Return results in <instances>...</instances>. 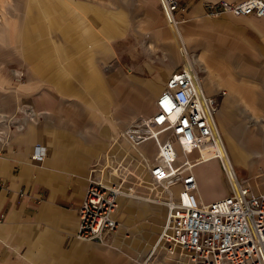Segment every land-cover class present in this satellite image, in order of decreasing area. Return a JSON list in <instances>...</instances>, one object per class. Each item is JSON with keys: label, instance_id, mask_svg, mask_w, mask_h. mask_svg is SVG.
Listing matches in <instances>:
<instances>
[{"label": "crops", "instance_id": "crops-1", "mask_svg": "<svg viewBox=\"0 0 264 264\" xmlns=\"http://www.w3.org/2000/svg\"><path fill=\"white\" fill-rule=\"evenodd\" d=\"M29 1L30 4L34 3L33 5L36 4L37 7L36 27L39 31L31 33L29 28H24L16 33L17 41L19 40L22 44L23 61L31 69L29 62L36 63L38 61L39 66L42 58V52L36 54V59L34 56L27 57L30 55L27 47L30 38L36 37L35 39L40 41L44 40L42 47H45L46 53L48 46L52 42L55 43V51H58L61 56L65 55V53H61L64 46L62 42L65 41L66 55L69 56L66 59L69 66L67 70L78 72L76 73L77 80L83 82L81 84L85 89L92 86L90 83L93 81H85L83 74L86 71L97 72L98 69L97 67L81 68L83 60L78 55L84 49L87 41L91 45V39L99 38L108 41L120 37L122 28L115 25L118 23L115 16H124L126 8L129 6L127 0ZM130 1L134 2L133 7H136V3L139 1H144L146 2L145 6L151 11H156L158 6L161 7L160 0ZM222 1L236 3L244 0H180L181 10L177 14L180 19L179 33L172 22L168 21V23L173 29L180 49L189 50V54L193 55V60L200 53L201 60L198 58V61L204 60V64H209L204 70L207 72L211 66L212 69L214 68L213 71H216L214 76L210 73L208 79L206 78L205 81L202 79L207 95L222 102L225 96L221 97V89L232 90L236 96L246 100L248 119L255 121L261 112L260 106L255 103L254 98L256 86L254 82L255 68L254 65L252 66L254 59H251L252 62L249 63L247 61L243 67L236 56H239V48H244L247 56H251L250 52L254 49L262 50L260 53L264 54V21L256 17H235L230 14L210 16L211 7ZM139 5L141 6L140 3ZM34 6L32 7L34 8ZM227 23L245 25L250 27V30L245 33L246 37L243 41L239 42L238 37H235V34L238 36V32L236 33L235 28H232L228 34L229 41L226 44V50L230 51V57L223 59L221 57L223 54L221 52L222 45L215 46L213 44L218 33L207 31V29L220 27ZM42 24L49 30L41 31ZM94 25H101V30L92 31ZM165 33L164 31L159 33L161 39L168 37ZM80 46L82 47L80 48ZM208 50L210 52H206ZM48 62L47 60L44 64L47 65ZM194 62L196 63V61ZM171 63V65H166L165 72L158 80L160 83H151L141 77L135 78L132 82L126 78L116 80L114 89L118 86L123 87L122 95L126 94L124 102L123 100H110V98L105 100H110L112 104L117 105L116 113L119 114L117 115L119 118L125 114L121 107H124L125 100L127 102L128 94L137 90L142 91L144 96L142 97L140 93H133V95L135 94L134 98L126 106L125 111L128 110L132 116H138V112H135L133 107L143 99L146 109H149V112L146 113H150L149 116H152L156 112L155 102L163 89L161 91V88L155 86L156 88L149 90V86L159 84L165 87L169 77L181 68L177 66L174 69L173 61ZM34 66L37 70L38 66L36 64ZM127 80L129 85L126 84ZM58 82L57 87L61 88L62 95L68 96L74 88H77V85L75 86L69 79L65 80L64 78ZM97 82L100 84L98 87L103 88H101L102 93L104 89L107 90L102 80ZM28 90L26 86H23L22 90L16 94V100L19 99L21 105L24 99H22L23 91ZM46 92L51 93V91ZM28 93L30 92L28 91ZM57 98L51 93L48 97L33 99L29 102V110L24 111L28 119L30 118L33 122L29 120L30 122L25 125L24 129L13 134L12 137L9 136L7 140L5 139L6 133H0V264H135L137 262L132 263L131 259L133 258L128 255L127 251H122L123 247L119 246L120 228L107 244L85 243L77 240L75 235L80 222L79 209L89 186L92 163L109 150V140L118 139L122 133L128 138L138 140L146 133H142L136 125L124 129L122 133L116 132L115 125L118 123L115 118L109 121L101 110L95 112L99 102H103L100 101L102 98L98 96L97 99L100 100L95 101L97 106H95L94 112L85 113L82 111L75 115L61 111V99L56 101ZM9 100L10 106H12L13 97ZM81 101L91 108L90 99L82 96ZM7 102L8 100H6V104ZM119 103L121 104L120 109H118ZM19 106L18 104V108ZM6 110L8 111V105H6ZM3 116L9 117L3 114L1 118H4ZM86 120L89 122H85ZM216 120L222 135V131H224L227 139L231 137L244 152V159L238 158L239 163H244L249 157L264 158V145L259 143L257 138L251 137L257 136L256 132H251L246 137L236 132L231 134L229 129H234L236 125L233 128H228V122L223 113H218ZM248 128L250 127L246 129ZM127 143L135 147L133 141ZM38 145L45 149V157L42 162L33 161L31 158ZM139 145L136 147L138 153L143 154V151L147 153L148 142L142 140ZM257 152L263 153L262 156H258ZM261 161L264 162V159ZM208 166L214 167V173L206 177L204 169ZM194 173L198 181V193H200L204 204H210L228 196L226 189L220 190L210 200L204 201L202 196L201 190L206 186V183H221L222 171L217 162L209 160L197 166ZM120 205L122 210L131 211L135 207L125 203L123 198L120 200ZM119 211L117 219L120 222L121 213ZM101 248L108 250H101Z\"/></svg>", "mask_w": 264, "mask_h": 264}, {"label": "rangeland", "instance_id": "rangeland-1", "mask_svg": "<svg viewBox=\"0 0 264 264\" xmlns=\"http://www.w3.org/2000/svg\"><path fill=\"white\" fill-rule=\"evenodd\" d=\"M29 2V0H0V133H6L5 139L7 140L9 136L12 137L13 134L24 129L25 125L31 121L25 114V112L29 110V102L33 99L48 97L51 93L58 97L56 101H58L59 98L61 99V111L69 112L72 115L82 111L85 113H91V111L94 112V109H96L95 106H97L95 101L100 100L97 99L98 96L99 98H102L100 101L103 102H99L98 108L95 112L101 110L104 115L108 117L109 121H112L114 120L113 118H115V121L118 123L115 125L116 132L120 131L122 133L124 129H129L132 128L133 125H136L142 133H145L143 131L146 129L137 125L140 121L136 123L134 122L137 118L143 117L145 119L146 117H149L150 113H146L149 112V109H146L147 107L145 106L143 99L133 107L135 112H138V116H132L128 110L125 111V109H127L126 106L129 105L130 101L132 102L136 93H140L142 97L144 96L142 91L137 90L128 94V99L127 102L125 100L124 107H121V104L119 103L118 109L121 107L123 113L127 114H123L120 118L117 116L119 114L116 113L117 105L112 104L110 100L115 99L119 101L125 99L124 96L126 94L122 95V86H118L114 89V83H116L117 79L126 78L132 82L135 78L141 77L149 80L151 83H160L158 80L165 72L166 65H171L172 61L175 66L174 69L177 66L182 67V65H184L185 57L182 55L183 50L180 49L178 42H176L173 29L170 27L162 8L158 6L156 11H151L145 6L146 2L144 1H139L142 7L139 3H136L137 6L139 5L138 7H133L132 5H134V2L127 0V5L129 6L126 8L124 16H115V20H118V23L115 25H119L122 28L120 37L108 41L99 38L91 39V45L89 44V41H87L84 49H82L78 55L81 56L83 60L81 68L97 67L98 70L97 72L91 73L86 71L83 74V79H85V81H93V83H90L92 86L86 87V90L81 84L83 82L77 80L76 73L78 72L67 70L69 66L66 59H68L69 56L66 55L67 47L64 44L65 41L62 42L64 46L62 47L63 52H61L62 54L65 53V55L61 56L58 51H55V43L53 42L48 46L47 55L45 47H42V44H44L45 41L35 39L36 37L32 39L30 38L27 45L30 55L27 57L30 58L31 56H34V59H36V54L42 52V58L39 66L38 61H36V63L29 62L31 63V69L30 66L23 61L22 44L19 40L17 41L16 33L18 30L22 31L24 28H29L31 33H37L39 31L36 27V4L34 6V3H31V5ZM32 6H34V8ZM230 24L231 23H227L220 27L207 29V31L218 33V37L213 41V44L215 46L222 45L223 50H221V52L223 54L221 57L223 59H228L230 57V51L226 50V44L229 41L228 34L232 28L234 27L235 30H233L236 33L238 32V36L235 34V37H238L239 42L243 41L246 37L245 33L250 30V27L245 25ZM9 28L11 29L10 31ZM45 29L47 28L42 24L41 31H45ZM100 30L101 25L93 26L92 31L96 32ZM163 31L164 33L166 32L165 34L168 36L166 39H161L159 35V33ZM81 47L82 46H80V48ZM261 51L262 50L254 49L250 52L251 56H247L244 48H239V56H236L238 57V62L241 63L243 67L247 61L249 63L252 62L251 59H254L252 63L256 75L254 81L256 85L254 88V98L255 103H258L260 106L261 113L259 118L255 121L248 119L246 100L240 96H236L232 90L227 88L221 89L222 91H226L227 94L221 102L218 113H223L225 120L228 122V128H233L235 125L237 126V128L236 126L234 127L236 131L234 129H229V133L232 134V132H236L241 136L246 137L251 132H256L258 134L257 136H250L257 138L259 143L261 142L262 145H264V54H261ZM206 52H210V50ZM197 56L194 61H196L195 64L200 72L199 74L201 78L205 81L206 78H209L208 76H210V73L214 76L216 71H213L214 68L212 69L210 66L211 69H207L208 71L206 72L204 69H206V65L209 64H204V60L201 62L198 61L200 53ZM171 57H174L176 61L171 59ZM47 60L49 62L46 65L44 63ZM199 60L201 59L199 58ZM34 64L38 66L37 70L35 69ZM76 67H78V65H76ZM64 78L65 80L69 79L70 82L75 84V86L77 85V88H74L68 96L62 95L60 91L61 88L57 87L59 83L58 80H63ZM234 78L239 79L237 77ZM100 80L103 81L104 86L109 93L105 89L102 93L103 88L98 87L100 84L97 82ZM126 84L129 85L128 80ZM23 86H26L30 92L23 91L22 99H24L22 105L25 109L22 107L19 99L16 100V94L22 90ZM155 86L161 88V91L164 89V85L151 84L149 90L152 88L154 89ZM46 91H51V93H47ZM31 93H33V95H31ZM133 93L135 94L133 95ZM82 96L90 99L89 102L91 103V108L81 101ZM11 97H13L14 100L12 106H10L9 100ZM106 98H110V100H105ZM6 100H8L7 104ZM17 103L21 108L20 106L18 108ZM6 105H8V111L6 110ZM9 112L14 114L12 115ZM3 114H6L9 117L3 116L4 118H1ZM85 122L89 121L86 120ZM87 127L89 128V125H87ZM247 127L250 128L246 129ZM222 132L224 136L223 139L228 148V153L231 156L238 177L249 183L253 190L264 192V162L261 161L264 158L253 159L252 157H249L244 163H239L238 158L240 157L241 159H244V152L241 151L236 142L234 143L231 137L230 139H227L224 131ZM108 142H110L109 150L104 155H101V157H98L91 165V177L89 178V181L91 178L102 177L100 173H97L96 176L94 174L92 175V168L95 167L97 162H101L105 166L110 162L108 164L109 166H106L108 168L106 176L111 175V173L115 174L113 171L114 167H116L118 171L123 170L124 172L127 170L124 176H126L127 183L129 184L126 185L130 186L128 189L132 188V191L130 193V198L123 196L119 199L120 211H118L121 213L119 222V246L123 247L124 250L122 251H127L128 255L133 258L131 259L132 263L135 261L137 262L135 264H173V262H170L172 260L167 257L168 253L164 248V243H162L160 247H157L168 216V209L163 204L164 200L158 199L159 197H162V191L155 190L150 183L145 184L148 180V176L144 169L145 166L139 164L141 162L140 160H138V163H135L133 159V163L131 164L132 167L125 165L126 169H123V167L117 168L118 164L121 163L120 160L122 161L123 159V154L127 153V155L129 154L132 158H139L141 155L146 154V158H149L150 163L154 161L158 151L152 142H148L147 153L145 151H143V154L138 153L137 148H133L127 143L129 140L124 138L123 133L120 134L118 139H112ZM138 142V140H133L135 147L140 146ZM122 149H124V152H121ZM256 154L262 156L263 153L257 152ZM106 159H108V163H106ZM214 162H217L220 165L217 160H214ZM126 163L129 164V161ZM221 171V183L208 182L206 183V186L202 188L201 192L204 201L214 198L220 190L223 191L224 189L228 191L229 195V181L224 175L222 168ZM204 172L206 177L213 175L214 167L208 166L204 169ZM139 180L140 182H138ZM139 183L141 186H139ZM174 190L177 189L175 188ZM198 194L200 195V193ZM122 198L128 205L135 206L133 210L121 209L120 200ZM135 198L137 200H134ZM106 249L107 248H101V250Z\"/></svg>", "mask_w": 264, "mask_h": 264}, {"label": "built area", "instance_id": "built-area-1", "mask_svg": "<svg viewBox=\"0 0 264 264\" xmlns=\"http://www.w3.org/2000/svg\"><path fill=\"white\" fill-rule=\"evenodd\" d=\"M179 1L160 0L167 21H172L177 33ZM223 14L264 21V0L222 1L211 7L209 15ZM184 51V65L167 80L156 99V112L137 123L146 129V135L138 141L152 142L158 151L154 161L149 163L146 154L132 158L126 153L117 168L126 169L133 159L135 163L140 160L148 176L145 184L162 191L158 199L164 200L168 216L157 247L164 243L173 264H264V192L253 190L238 177L234 167L228 168L223 157L227 149L216 120L221 101L207 95L192 57ZM226 94L220 93L221 97ZM124 138L133 141L130 137ZM44 157L45 149L36 146L32 160L42 162ZM211 159L220 162L230 193L204 204L198 194L194 169ZM101 164L97 162L92 168V175L100 173L102 177L91 178L79 209L75 238L85 243L109 242L120 228L119 199L131 196L132 188L128 189L124 176L127 170L118 171L114 167L115 174L106 176L109 165Z\"/></svg>", "mask_w": 264, "mask_h": 264}, {"label": "bare ground", "instance_id": "bare-ground-1", "mask_svg": "<svg viewBox=\"0 0 264 264\" xmlns=\"http://www.w3.org/2000/svg\"><path fill=\"white\" fill-rule=\"evenodd\" d=\"M169 22H172V21H169ZM173 26H174V28H175V25L173 24ZM175 29H177V28H175ZM177 31V30H176ZM182 40V39H181ZM184 50H185V48H184ZM185 52H187V54H189V52L187 51V50H185ZM190 55V54H189ZM191 57H192V59H193V55H190ZM193 63H194V65L196 66V64H195V62H194V60H193ZM203 81V80H202ZM144 118L143 117H140V118H137V120H136V122H139V121H141V120H143ZM135 122V123H136ZM224 144H225V141H224ZM225 147H226V149H227V154L225 153L224 154V159H225V162H226V164L228 165V168L231 170V168L232 167H234V164H233V162H232V159H231V156H230V154L228 153V148H227V146H226V144H225ZM244 156V155H243ZM211 160H216V159H211ZM220 163V162H219ZM236 164V163H235ZM230 165H231V168H230ZM221 166V165H220ZM235 169V168H234ZM235 172H236V170H235ZM236 174H237V172H236ZM238 175V174H237ZM234 184L237 186V183L235 182V180H234ZM174 202L173 201H170V204H173ZM161 246V244L159 245V247ZM153 255H154V253H153ZM168 258H170V260H171V257L168 255L167 256ZM151 258V257H150ZM148 261V260H147ZM170 262H172V261H170Z\"/></svg>", "mask_w": 264, "mask_h": 264}]
</instances>
